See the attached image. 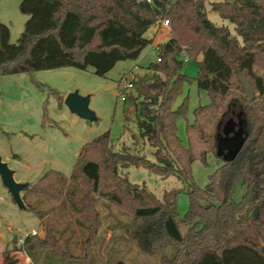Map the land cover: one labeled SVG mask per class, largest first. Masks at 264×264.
Instances as JSON below:
<instances>
[{"label":"trees","instance_id":"1","mask_svg":"<svg viewBox=\"0 0 264 264\" xmlns=\"http://www.w3.org/2000/svg\"><path fill=\"white\" fill-rule=\"evenodd\" d=\"M206 0H21L27 15L24 30L11 41L10 26L0 20V75L61 67L93 68L105 76L120 60L137 59L153 43L145 36L167 19L170 37L156 45L157 61L150 73L131 79L136 91V117L141 134L155 148L156 161L124 146L116 150L107 131L83 145L69 176L47 171L35 184L24 188L37 195L28 201L44 225V235H29L22 250L34 264H96L92 248L101 226L99 198L132 215L130 236L144 253L160 252L165 241L178 246L162 264H264V0H213L211 8L234 24L217 26L204 10ZM198 59L196 80L210 102L194 110L187 122L184 145L177 121L186 117L188 96L174 102L192 77L181 71L184 59ZM159 59V60H158ZM240 75L250 81L253 98L245 96ZM124 76L119 79V83ZM56 93V92H55ZM60 104L63 101L58 97ZM243 112L245 142L235 159L210 174L201 187L192 174L195 160L208 165L217 157L218 137L224 123ZM48 118L47 113L44 120ZM49 119V118H48ZM143 166L187 184L190 197L185 213L188 228L182 234L176 217V198L183 188L158 197L147 186L132 183L121 170ZM237 181L246 186L239 201L231 192ZM42 199L51 202L41 205ZM68 207L82 232L78 244L69 228L58 230L47 221L50 212ZM59 233L60 235H57ZM73 246V247H72ZM9 251L2 264H14ZM107 264H127L123 259Z\"/></svg>","mask_w":264,"mask_h":264},{"label":"rangeland","instance_id":"2","mask_svg":"<svg viewBox=\"0 0 264 264\" xmlns=\"http://www.w3.org/2000/svg\"><path fill=\"white\" fill-rule=\"evenodd\" d=\"M211 1L213 0H206L204 7L209 19L217 26H228L235 33L234 24L213 10ZM20 2L21 0H0V20L10 26L12 42L18 40L27 20V15L19 9ZM170 35V27L163 22L152 26L145 36L155 38V41L137 59L118 61L105 76L96 75L91 67L86 70L61 67L0 75V156L14 170L15 179L33 185L49 170L69 176L83 145L107 131L110 132L116 150L126 146L131 151L156 161L155 148L143 137L137 122L134 99L136 91L133 87L125 88L124 84L134 77L151 72L148 66L157 61V42L168 40ZM200 58L201 56L194 59L183 55L181 71L192 77V81L184 82L182 91L174 102L177 107L188 96L186 117H180L177 121L178 134L184 145L188 143L187 122L193 121L195 108L210 102L209 93L199 89L193 79L198 74ZM123 76L124 79L119 83ZM74 90L90 95L89 106L96 113L95 120L78 116L64 103L66 94ZM122 90L126 93V99L121 95ZM59 96L63 98L61 104ZM45 113L49 119L44 120ZM207 161L208 165L201 160H195L192 165L194 181L201 187L209 182L210 174L223 163L221 157L213 154L208 155ZM121 172L123 175L127 174L132 183L145 184L160 198L167 190L183 188L176 198V222L181 233H186L188 223L185 221V213L189 208L190 197L185 182L175 174L163 176L143 166H129ZM245 192L246 186L237 181L231 192L233 200L239 201ZM21 195L23 199L26 195L29 201L38 198L25 189L21 191ZM42 200L44 208L50 207L51 202ZM24 202L26 207H19L0 176V262L4 249L22 250L19 238L32 229L38 231L37 235H44L41 219L28 207L26 199ZM97 208L101 226L91 251V259L96 264H107L105 257L108 253L111 254L109 260L123 259L127 264H162L163 256L173 257L175 254L178 246L172 241H165L160 252H142L128 232L127 225L133 219L129 212L104 198H99ZM47 221L52 222L58 230L69 225L61 237V243L64 244L65 238L75 230L76 236L70 243L79 244L83 234L75 222V214L68 207L50 212ZM78 244L75 249L77 253L80 252ZM74 264L83 262L77 261Z\"/></svg>","mask_w":264,"mask_h":264},{"label":"water","instance_id":"3","mask_svg":"<svg viewBox=\"0 0 264 264\" xmlns=\"http://www.w3.org/2000/svg\"><path fill=\"white\" fill-rule=\"evenodd\" d=\"M245 96L253 98L255 96L252 84L244 76L240 75ZM64 103L70 111L86 120H95L96 113L90 108V95L82 94L78 90L70 91L64 97ZM246 139L245 119L243 112H239L236 118H229L222 127V132L218 137L217 154L224 160L229 161L236 158ZM0 176L3 184L8 188L13 200L19 207H26V203L21 195V191L29 184L18 182L14 177V170L11 169L0 156Z\"/></svg>","mask_w":264,"mask_h":264},{"label":"crops","instance_id":"4","mask_svg":"<svg viewBox=\"0 0 264 264\" xmlns=\"http://www.w3.org/2000/svg\"><path fill=\"white\" fill-rule=\"evenodd\" d=\"M158 32H156L155 35H157ZM153 42L155 41V38H153ZM162 42V41H160ZM159 43V42H157ZM109 239V237H108ZM8 250L9 251V256L11 258L14 259V261H16L14 264H34L33 261L31 260V258L27 255V253L24 250H12V249H4L3 253H2V261L0 262V264H2L3 259H4V252ZM111 258V254L108 253L105 257V261L107 262L109 259Z\"/></svg>","mask_w":264,"mask_h":264},{"label":"built area","instance_id":"5","mask_svg":"<svg viewBox=\"0 0 264 264\" xmlns=\"http://www.w3.org/2000/svg\"><path fill=\"white\" fill-rule=\"evenodd\" d=\"M163 24L164 25H166V26H168L169 25V21L167 20V19H165L164 21H163ZM159 60V59H158ZM124 87L125 88H130V87H132V83L129 81V82H126L125 84H124ZM122 92L123 93H121V95H122V97H123V99H126V93L122 90ZM125 93V94H124ZM38 234V231L36 230V229H32L29 233H26V235H24V237H20L19 238V241H20V243H22L23 244V242H24V240H25V238L27 237V236H29V235H37Z\"/></svg>","mask_w":264,"mask_h":264}]
</instances>
